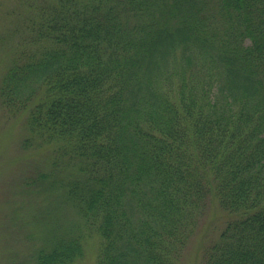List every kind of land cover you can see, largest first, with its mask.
Returning <instances> with one entry per match:
<instances>
[{
	"label": "trees",
	"instance_id": "trees-1",
	"mask_svg": "<svg viewBox=\"0 0 264 264\" xmlns=\"http://www.w3.org/2000/svg\"><path fill=\"white\" fill-rule=\"evenodd\" d=\"M52 1L0 97L25 147H53L96 264H180L213 200L230 218L202 264H264V0ZM83 236L36 264H72Z\"/></svg>",
	"mask_w": 264,
	"mask_h": 264
},
{
	"label": "rangeland",
	"instance_id": "rangeland-1",
	"mask_svg": "<svg viewBox=\"0 0 264 264\" xmlns=\"http://www.w3.org/2000/svg\"><path fill=\"white\" fill-rule=\"evenodd\" d=\"M52 0H0V81L14 52L31 46L29 18ZM27 111L9 112L0 97V264H36L37 250L68 232L83 233V255L72 264H96L98 234L53 184L51 145L25 147ZM66 172L63 170L62 175ZM45 175V177L43 176ZM52 183V186L50 185ZM230 216L210 201L182 253L180 264H202ZM82 225V226H81Z\"/></svg>",
	"mask_w": 264,
	"mask_h": 264
}]
</instances>
